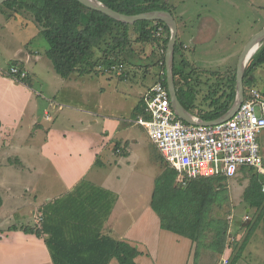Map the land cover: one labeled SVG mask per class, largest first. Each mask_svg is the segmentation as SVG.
<instances>
[{"label": "rangeland", "instance_id": "1", "mask_svg": "<svg viewBox=\"0 0 264 264\" xmlns=\"http://www.w3.org/2000/svg\"><path fill=\"white\" fill-rule=\"evenodd\" d=\"M168 1L177 17L179 41L191 46L192 50L187 51L188 57L194 55V57L210 59L189 60L192 64L189 63V66L185 67V74L189 78L191 73L194 76L204 77V81L213 74L223 81L225 78L232 77L237 69L241 52L252 36L264 27V0ZM9 13V9L0 6V67L5 70L10 69L12 62L7 55L14 59L13 55L23 44L26 48L37 49L38 56L41 58L33 65L28 64L31 66L30 69H34L31 75L32 80L30 79L35 89V92H32L34 102L28 106L22 120V124L25 123L28 126L21 128L20 131H26L31 125L30 130H34V133L44 130V137L47 133L50 136L51 130L56 129L62 131L58 132L60 136H69V141H71L70 137H73L77 148L67 154V157H71L72 164L73 157L82 153L86 141L91 140L93 149L90 151L100 155L102 164L93 166L91 172L86 173L84 177L88 179L87 181L93 180L96 183L111 185L113 189L111 190L117 193L119 201L113 214L114 222V217L112 218L114 225L123 229V223L129 215L128 217L134 220L127 225V228L133 227L137 219L138 227H135L134 233L156 235V242L161 239L163 246L159 256L164 257L161 259L162 264H194L196 243L192 242L188 245L183 241L182 244H177L172 236L180 235L165 231L159 225L156 226L154 220L158 219V216L150 206L156 178L161 174L166 163L160 158L159 150L150 140L147 130L136 124L135 120L139 116V106L144 105L145 94L152 85L160 81L158 79L160 68L158 64H155L154 57L141 60L151 54L154 46L149 44L143 50L142 44L135 40L136 35H134L130 44L118 55L126 59L122 76L108 70L99 74H75L72 75L74 78L71 81L55 71L51 60L46 55L50 45L41 34L40 26L34 17L28 12L17 15L12 13L11 16ZM88 16L89 11L85 9L80 23L69 18H65L64 22L72 30L78 31L87 22ZM211 20L216 28L215 35L212 36L213 28L206 29L201 34L198 33V28L204 25V22ZM110 41V38H105L101 43L103 48L108 49ZM156 48L155 51H157ZM100 53L98 49L97 54L100 55ZM177 63L181 65L180 60H177ZM159 65L162 67L161 64ZM227 74L230 75L227 76ZM253 76L254 80L250 86L264 92V64L254 70ZM221 82L217 83L218 86L221 85L220 89L217 88V93L226 87ZM209 86V82L199 83V93L207 92ZM46 109L50 119L46 118ZM116 140L120 142L119 146L115 145ZM258 143L264 151V132L259 135ZM60 147L62 148L60 152L66 154L65 146L61 144ZM118 148L121 149L120 152H117ZM2 172L0 171V174H3ZM247 181L240 175L226 182L227 190L223 192L227 191L228 200L216 205L212 212V216H222L228 221L229 238L224 254L202 246L198 264H223L224 257L228 258V264L232 263L234 255L239 251L240 244L248 232V224L256 219V207L248 208L250 204L243 200ZM176 182H178L177 179ZM56 195L58 194L52 193L43 199L49 200ZM146 205H148L147 210L141 213V208ZM38 210L39 208L34 209V213L38 214ZM125 212L127 215L124 214ZM0 216L2 217L0 227L10 225L12 222L37 227L42 225L41 220L35 216L31 219L14 215L15 218L11 219L8 218L10 216H3L1 209ZM125 232L104 230L105 234L117 240H121ZM160 235H165L167 238ZM129 243L136 246L131 241ZM140 262L153 264V258L144 256ZM111 264H118V261L112 259ZM235 264H264V220L255 230Z\"/></svg>", "mask_w": 264, "mask_h": 264}, {"label": "trees", "instance_id": "2", "mask_svg": "<svg viewBox=\"0 0 264 264\" xmlns=\"http://www.w3.org/2000/svg\"><path fill=\"white\" fill-rule=\"evenodd\" d=\"M101 1L124 14L132 15L152 10H168L173 13L168 0ZM0 6L9 9L10 16L12 13L28 12L34 17L40 26L41 34L50 45L46 52L47 56L52 61L55 71L63 78L75 74H99L108 71V68L111 71L110 67L113 64L124 66L126 59L118 55L136 35L135 40L142 44L143 50L149 44L154 46L150 57L159 53V60H156L155 64L162 65L160 68L163 73L158 74V79L166 87V50L170 40V28L162 21L138 20L135 23H125L101 11L90 9L78 0H8ZM85 9L89 11L87 22L80 30H72L64 19L69 18L80 23ZM160 25H163L165 30L163 35L158 37ZM105 38L111 39L108 49L103 48L101 44ZM182 46V42L177 38L174 78L180 100L189 111L204 120L222 116L231 107L236 95V70L229 81L230 92L226 104L215 107L210 112L198 110L196 99L201 79L192 73L190 78L186 76L185 67L189 66L188 60L182 58L181 65L177 63L176 55ZM98 49L101 51L100 55L97 54ZM251 61L244 75L245 91L252 85L254 70L264 64V41ZM16 80L28 83L29 78L27 76ZM210 93L214 95L217 89L210 90ZM220 98L221 96H217L212 103H219ZM144 106H139V115L145 113ZM1 125L0 119V128ZM119 144L117 141L116 145ZM120 150L118 148L117 152ZM159 156L165 161L160 151ZM165 163L163 171L155 181L151 207L159 216L161 229L174 232L196 243L194 264H198L202 246L224 254L229 238L228 221L222 216H212V212L216 205L228 200V193L223 190L226 189V182L229 179L241 175L248 180L243 200L250 204L248 208L256 207V219L247 226L248 232L232 259L231 264H235L255 230L264 220V177L252 167H242L230 178L226 176L192 178L186 179L183 184L176 182L178 171L166 161ZM117 200L118 196L114 192L82 180L69 194L39 206V213H35L34 216L40 218L42 223L40 227L13 223L6 228L22 230L43 238L54 264H110L112 259H116L118 264H138L136 258L142 252L137 246L103 233L104 223L111 215ZM2 205L3 197L0 192V207Z\"/></svg>", "mask_w": 264, "mask_h": 264}, {"label": "crops", "instance_id": "3", "mask_svg": "<svg viewBox=\"0 0 264 264\" xmlns=\"http://www.w3.org/2000/svg\"><path fill=\"white\" fill-rule=\"evenodd\" d=\"M212 21L213 20L204 22V25L198 28V33L201 34L205 32L206 29L213 28L212 36H214L216 28ZM182 44L183 46L181 50L176 55V60H181L183 58L188 60L189 63H191L189 60H210L204 57H194V55L188 57L187 51L192 50L191 46L186 45L183 42ZM24 45L25 44L19 46L16 50L15 55H13V57L15 56L14 59H11L10 55L7 56L12 64H16L27 71L29 78L28 83H25L24 81H17L10 75L5 74L8 70L0 67V119L2 122L0 128V171H3V174H0V192L3 197V205L0 209L3 212V216H10L8 218L11 219L17 216L19 218L30 217L33 219L34 209H38L40 205L49 200H55L56 198L69 194L82 180H88L85 179L84 175L86 173H90L93 166L102 164L99 157L100 155L90 151L93 149L91 146V140L88 142L86 141L82 153L73 157L74 161L72 164L71 157H67V154L73 152L74 149L77 148L73 137H70L71 141H69V136H60L61 134L58 132L62 131L57 129L51 130V135L48 136L49 133H47L44 137V130L34 133V130H30L31 125L26 131H20L21 128L24 129L28 126L25 123L22 124V120L28 106L34 102V93L32 92H35V89L32 87L33 81H31V75L34 69H30L31 66H28V64L30 65L32 63L33 65V63L35 64L41 60V58H39L40 56H38L39 51H37V49L34 47H30L31 49L26 48ZM150 55L151 54L147 55L145 59L143 58L141 60H149ZM159 57L160 55L158 53L154 56V60H159ZM159 73H163L161 68ZM214 75L215 74H213L210 78L208 77L205 81L203 79L204 77H198L195 75L201 79L200 81L202 83H210V86L207 87V92L202 91L197 94L196 109L202 110L203 112H210L214 110L215 107L217 108L225 105L228 101V94L230 92L229 81L231 77L228 79L225 78L223 81L218 76ZM229 75L230 74H227V76ZM68 78L72 81L74 76ZM219 81H222L221 83L226 85L225 89L221 91L219 90V93H215L214 95L211 94L210 90L213 91L214 88L217 89L221 86H218L217 84ZM224 90H226L225 93L221 95ZM217 96H221L219 103L213 104L212 101ZM197 100L200 103H198ZM45 113L46 118L50 119L47 109ZM76 142H79L78 137L76 138ZM61 144L67 149L66 154L64 152H60V149H62L60 147ZM90 146L91 148L89 149ZM261 151L264 153L263 150ZM90 182L105 188L106 190H113L111 185L96 183L93 180ZM112 192L117 194L115 191ZM52 193H56L58 195L50 198L49 200L43 199V197L47 198V196ZM118 201L119 199L117 200L108 220L104 223L103 233L105 229L116 230L118 232H125L124 230H126L123 234L124 237H122L121 240L128 242L131 241L133 244H136L142 252L136 258V262L138 264H143V262L140 261H142L144 256L152 257L153 264H162L161 259L164 257L159 256L162 248L161 246H163L161 239L156 242V235H139V232L137 235V233H134L136 231L135 227H138L137 219L134 221L133 227L131 226L127 228V225L134 219L128 217L129 215L125 212L124 214L127 215V219H125V222L123 223L124 228L120 229L118 225H114L113 222L115 221V217L113 214L116 206L118 205ZM147 206L148 205L141 208V213L147 210ZM0 218L2 217L0 216ZM13 223L14 222L11 224ZM154 223L156 226H160L159 216L158 219L155 218ZM18 224L24 225V223L21 224L20 222ZM119 225L121 226V224ZM7 226L0 227V264H54L51 253L43 238H39L32 233H25L22 230H7ZM160 236L167 238L165 235ZM172 237H174V241L177 244H182L183 241L188 243V245L192 244V241L184 236L174 235ZM184 238L188 239V241Z\"/></svg>", "mask_w": 264, "mask_h": 264}, {"label": "built area", "instance_id": "4", "mask_svg": "<svg viewBox=\"0 0 264 264\" xmlns=\"http://www.w3.org/2000/svg\"><path fill=\"white\" fill-rule=\"evenodd\" d=\"M164 30L163 25L158 27V37ZM110 70L123 75L121 64H113ZM5 74L22 79L27 71L12 64ZM144 105L145 113L135 122L147 130L165 161L178 171L179 183L201 177L230 178L242 167H252L264 177V153L258 143L264 131V92L257 87L246 88L235 114L216 124L196 125L181 119L162 81L150 87L144 96ZM228 262L224 257L223 264Z\"/></svg>", "mask_w": 264, "mask_h": 264}, {"label": "water", "instance_id": "5", "mask_svg": "<svg viewBox=\"0 0 264 264\" xmlns=\"http://www.w3.org/2000/svg\"><path fill=\"white\" fill-rule=\"evenodd\" d=\"M8 0H0V4L5 3ZM86 7L101 11L108 16L125 23H135L138 20H151V21H162L170 28V40L166 50V75H167V84L172 106L176 114L183 119L184 121L196 124V125H208L216 124L225 120L230 119L235 112L239 109L244 96H245V86L243 84L245 71L252 60L254 54L260 48L264 41V27L256 32L252 38L249 40L245 48L240 54L236 69V95L234 101L229 108V110L222 116L213 119V120H204L201 117L195 115L189 111L180 100L177 94V88L175 87V78H174V63H175V47L178 38V22L176 17L171 11L168 10H152L148 12H143L139 14H124L122 12L116 11L113 8L109 7L101 0H78ZM255 51L251 54V51Z\"/></svg>", "mask_w": 264, "mask_h": 264}, {"label": "bare ground", "instance_id": "6", "mask_svg": "<svg viewBox=\"0 0 264 264\" xmlns=\"http://www.w3.org/2000/svg\"><path fill=\"white\" fill-rule=\"evenodd\" d=\"M256 47L251 51V54L255 51Z\"/></svg>", "mask_w": 264, "mask_h": 264}]
</instances>
